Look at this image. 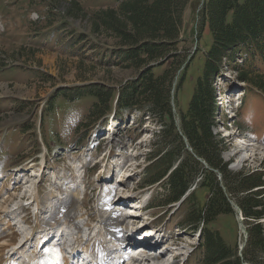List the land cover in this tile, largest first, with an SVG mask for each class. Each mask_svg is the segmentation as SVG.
<instances>
[{"label": "rangeland", "instance_id": "obj_1", "mask_svg": "<svg viewBox=\"0 0 264 264\" xmlns=\"http://www.w3.org/2000/svg\"><path fill=\"white\" fill-rule=\"evenodd\" d=\"M73 2L82 10L77 16ZM112 3L0 0V204L16 193L8 210L0 212V245L7 244L0 253V264L71 263L57 240L34 244L30 249L23 247L11 256L21 237L31 230L35 237L42 230H47V235L53 230L64 235L77 234L63 225L64 216L72 210L68 204L71 185L81 194V207L73 214L81 229L82 247H89L85 242L88 230L83 224L89 223L92 216L95 231L103 232L101 223L108 225L114 248V239L123 238L121 235L128 230L131 234L135 231L131 238L136 242L134 247L147 246L148 240L140 241L145 225L162 231V237L151 243L165 251V257L157 261L154 256L144 264H198L203 254L198 233L179 227L185 206L163 210L148 204L151 194H165L161 185L142 187L148 165L146 155L159 127L146 114H123L117 110V91L136 72L115 65L118 58L109 51L115 46L112 37L92 31L90 14ZM200 8L199 0H191L184 11L181 33L183 38L192 40L188 45L191 53L197 47ZM203 34L206 42L207 28ZM94 86L114 95L108 107L110 112L103 116L102 110L90 114L95 102L92 96L84 93L75 99L73 95ZM215 88L218 114L213 131L226 147L222 160L234 174L264 172V98L227 74L217 78ZM189 93L184 85L178 94L181 103L187 102ZM63 94L70 97L65 99ZM17 166L32 169L13 171ZM71 171L74 178L70 177ZM36 190L41 205L31 199ZM120 196L124 198L122 205L117 204ZM197 196L205 195L197 191ZM239 197L230 196L235 215L220 216L214 225L224 243L238 253L245 246L248 227L234 205ZM55 207H60V212L53 216L57 212L54 213ZM127 216L133 221V228L127 229L131 223ZM100 246V241L93 242L95 250ZM152 254L149 256L153 257Z\"/></svg>", "mask_w": 264, "mask_h": 264}, {"label": "trees", "instance_id": "obj_2", "mask_svg": "<svg viewBox=\"0 0 264 264\" xmlns=\"http://www.w3.org/2000/svg\"><path fill=\"white\" fill-rule=\"evenodd\" d=\"M112 1L90 14L92 31L112 37L115 65L136 72L119 87L117 110L146 114L159 127L142 187L161 185L165 194H151L149 206L166 210L183 199L179 227L198 233L203 251L198 264H264V172H230L221 158L226 147L213 131L217 78L227 74L264 98V0H199L194 53L188 47L192 40L181 33L191 0ZM73 3L77 16L82 10ZM184 85L190 91L185 104L178 98ZM84 93L95 99L90 114L110 112L111 91L94 86L73 95ZM232 194L240 195L234 205L248 225L240 253L214 229L220 216L235 215Z\"/></svg>", "mask_w": 264, "mask_h": 264}, {"label": "bare ground", "instance_id": "obj_3", "mask_svg": "<svg viewBox=\"0 0 264 264\" xmlns=\"http://www.w3.org/2000/svg\"><path fill=\"white\" fill-rule=\"evenodd\" d=\"M31 169H32L31 167L28 169V166L25 167V168H23V169L22 168L20 169V167L17 166V167H15L13 169V171H16V172H24V171H28V170L30 171ZM74 174L75 173L71 171L70 177L71 178H74ZM31 184H33V181H31ZM70 188L72 189V193H71L70 196L68 195L69 196L68 204H70L72 206V210H71V212L67 213L64 216L63 225H66V226H69V227L73 228L74 231L77 234H75V233L74 234L73 233L72 234H67L66 235V238H65V236L59 230H57V231H51V232H49L48 235L46 233L47 230L46 231L42 230V232H40L38 234V236L35 237L34 231L31 230V233L30 234H28V235H25L24 234V237H21L22 239H20L19 244H18L19 247L13 249V251L11 252V256L19 253L20 249H22L23 247H24V249H30L32 246H34V244H36V245L39 246L41 244L50 243V242H53V241H56L57 240V241H61L63 245H66L67 248L73 247V249H74V245L73 244H76V243L78 244V243H82L83 242V239L80 236V232H81L80 226L75 223L76 217L73 214V211L74 210H76V209H78V208L81 207L82 200H80V196H79L81 194H80V191H78L79 189L77 190L74 187V185H71ZM24 191L26 192V195L29 194L27 190H24ZM15 196H16V193L15 194H12L11 196L7 197L5 199V201L2 202V204H0V212L1 213L4 212V211H6V210H8V206H9L8 204H10V203L13 202ZM39 196H40L39 191L36 190V192L33 194V196L31 197V199L33 198V202H36V203H39L40 204V202H39ZM19 198L22 199L23 196H19ZM123 200H124V198H122L120 196V198L117 200V204L122 205ZM125 200H127V199H125ZM15 206H16L17 209H20L21 208L20 203H17L16 202L15 203ZM56 210H57V212L53 216H56L58 214V212H60V207L59 208L57 207ZM35 215H37V213H35ZM90 217H91L90 218V222L83 224V226L86 227L87 230H88V233H87V237H86L85 242L89 245V247H87L86 250L93 251L98 256H101V255L104 256L105 264H139V263L144 264L149 258H154V256H155V258H156L157 261H160L161 259H163V255H164L165 251L162 252V251H160V249H155V245H152L151 243H147L146 244L147 246H144V247L141 246V247H138L137 248L139 251H144V252L149 251L148 254L145 253L143 255H136V256H134V255L133 256L132 255H128V252L131 251L134 248H133L132 241L130 239H125V237H123L121 239L119 238V236L116 237L115 239L113 238L115 241L117 240L116 247L114 248L111 245V242L112 241L109 240L108 233L110 232V230L108 228V225H106L105 223H101V225L104 224L103 232L95 231L93 229L92 225H91L92 224L91 222L93 220V217L92 216H90ZM130 218L137 219L138 220L139 219V216H136V217L134 216V217H130ZM120 219H123V218L121 217ZM126 219H128V216L126 217ZM123 220H125V219H123ZM128 220L131 222L130 219H128ZM27 221L28 220H24V222H27ZM117 222L119 223V220ZM133 227H134L133 221L127 225V229L133 228ZM144 227H147L143 231L144 232V235L145 234L147 235L148 232H151V230H154L153 228H149V225H145ZM133 233L131 234V236L134 235ZM74 236H75V239H74ZM121 237H122V235H121ZM69 238L72 241H74V243H67L66 244V240L67 241H70V240H68ZM94 241H100L101 242V246L98 247V248H96V250L93 248V242ZM105 241L107 243H104ZM58 243H60V242H58ZM6 247H7V244L6 243H3L2 245H0V253ZM112 247L114 249H112ZM156 250L158 251L157 253H156ZM152 252H154L156 254L153 257H150L149 254H151ZM164 257H165V255H164ZM156 260H154V261H156ZM65 264H68V263H65ZM70 264H74V263L71 262Z\"/></svg>", "mask_w": 264, "mask_h": 264}, {"label": "water", "instance_id": "obj_4", "mask_svg": "<svg viewBox=\"0 0 264 264\" xmlns=\"http://www.w3.org/2000/svg\"><path fill=\"white\" fill-rule=\"evenodd\" d=\"M181 202V201H180ZM180 204V203H179ZM240 212V211H239ZM240 215H241V213H240ZM241 220H242V216H241Z\"/></svg>", "mask_w": 264, "mask_h": 264}]
</instances>
